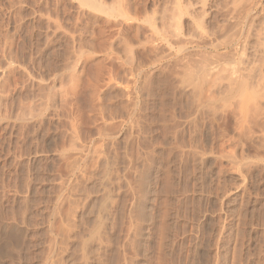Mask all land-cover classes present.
I'll list each match as a JSON object with an SVG mask.
<instances>
[{
	"label": "rangeland",
	"instance_id": "1",
	"mask_svg": "<svg viewBox=\"0 0 264 264\" xmlns=\"http://www.w3.org/2000/svg\"><path fill=\"white\" fill-rule=\"evenodd\" d=\"M0 264H264V0H0Z\"/></svg>",
	"mask_w": 264,
	"mask_h": 264
},
{
	"label": "bare ground",
	"instance_id": "2",
	"mask_svg": "<svg viewBox=\"0 0 264 264\" xmlns=\"http://www.w3.org/2000/svg\"><path fill=\"white\" fill-rule=\"evenodd\" d=\"M250 4H251V3H250ZM250 4H249V5H250ZM194 8H196V7H194ZM249 12H250V11H249ZM246 18H247V17H246ZM249 18H250V17H249ZM242 19H243V18H242ZM242 19H240V20H242ZM240 22H241V21H240ZM236 23H239V22H236ZM239 26H240V25H239ZM239 26H237V27H239ZM198 31H199V30H198ZM199 34H200V31H199ZM206 34H207V33H206ZM200 35H201V34H200ZM202 36H203V35H202ZM236 36H237V35H236ZM206 37H207V36H206ZM186 39H187V38H186ZM236 39H237V38H236ZM180 41H181V39H180ZM183 42H184V41H183ZM187 42H188V41H187ZM189 44H190V43H189ZM188 46H189V45H188ZM180 47H182V46H180ZM183 47H184V46H183ZM178 49H179V48H178ZM178 55H179V54H178ZM187 71H188V69H187ZM15 238H16V237H15ZM7 239H8V238H7ZM9 239H10V238H9ZM13 240H14V236H13ZM13 240H11V241L13 242ZM15 241H16V240H15ZM3 242H4V241H3ZM7 242L10 243L9 240H8ZM7 242H4V244H6ZM12 242H11V243H12ZM8 243H7V244H8Z\"/></svg>",
	"mask_w": 264,
	"mask_h": 264
}]
</instances>
